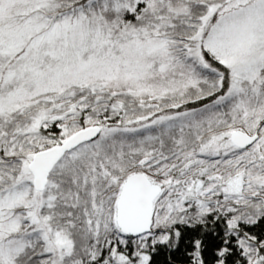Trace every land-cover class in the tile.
Wrapping results in <instances>:
<instances>
[{
	"label": "snow or ice",
	"instance_id": "6c2138e0",
	"mask_svg": "<svg viewBox=\"0 0 264 264\" xmlns=\"http://www.w3.org/2000/svg\"><path fill=\"white\" fill-rule=\"evenodd\" d=\"M0 264H264V0H0Z\"/></svg>",
	"mask_w": 264,
	"mask_h": 264
}]
</instances>
